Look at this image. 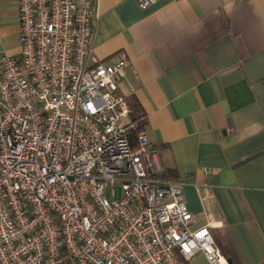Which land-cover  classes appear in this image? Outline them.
<instances>
[{
    "label": "built area",
    "instance_id": "2783aa9c",
    "mask_svg": "<svg viewBox=\"0 0 264 264\" xmlns=\"http://www.w3.org/2000/svg\"><path fill=\"white\" fill-rule=\"evenodd\" d=\"M17 3L21 51L0 57V264H231L161 149L131 135L125 59L91 61L99 0Z\"/></svg>",
    "mask_w": 264,
    "mask_h": 264
},
{
    "label": "crops",
    "instance_id": "0c3cea01",
    "mask_svg": "<svg viewBox=\"0 0 264 264\" xmlns=\"http://www.w3.org/2000/svg\"><path fill=\"white\" fill-rule=\"evenodd\" d=\"M20 51L17 0H0V57ZM119 59L196 225L217 224L231 264H264V0H99L91 61Z\"/></svg>",
    "mask_w": 264,
    "mask_h": 264
},
{
    "label": "trees",
    "instance_id": "16d2710c",
    "mask_svg": "<svg viewBox=\"0 0 264 264\" xmlns=\"http://www.w3.org/2000/svg\"><path fill=\"white\" fill-rule=\"evenodd\" d=\"M127 99L131 108V119L136 123V128L131 132V135L133 137H136L139 132L144 130L145 115L140 103H138L137 100L132 97H129Z\"/></svg>",
    "mask_w": 264,
    "mask_h": 264
},
{
    "label": "rangeland",
    "instance_id": "374dc122",
    "mask_svg": "<svg viewBox=\"0 0 264 264\" xmlns=\"http://www.w3.org/2000/svg\"><path fill=\"white\" fill-rule=\"evenodd\" d=\"M189 264H191V263H189Z\"/></svg>",
    "mask_w": 264,
    "mask_h": 264
},
{
    "label": "snow or ice",
    "instance_id": "6c2138e0",
    "mask_svg": "<svg viewBox=\"0 0 264 264\" xmlns=\"http://www.w3.org/2000/svg\"><path fill=\"white\" fill-rule=\"evenodd\" d=\"M201 235H203V234H201Z\"/></svg>",
    "mask_w": 264,
    "mask_h": 264
},
{
    "label": "water",
    "instance_id": "95a60500",
    "mask_svg": "<svg viewBox=\"0 0 264 264\" xmlns=\"http://www.w3.org/2000/svg\"><path fill=\"white\" fill-rule=\"evenodd\" d=\"M229 261H230V259H229Z\"/></svg>",
    "mask_w": 264,
    "mask_h": 264
}]
</instances>
